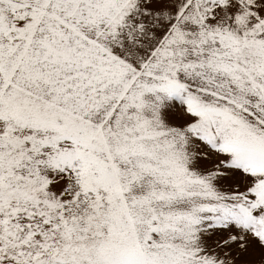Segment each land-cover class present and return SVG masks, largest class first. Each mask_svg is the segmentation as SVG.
I'll return each mask as SVG.
<instances>
[{
    "label": "snow or ice",
    "instance_id": "snow-or-ice-1",
    "mask_svg": "<svg viewBox=\"0 0 264 264\" xmlns=\"http://www.w3.org/2000/svg\"><path fill=\"white\" fill-rule=\"evenodd\" d=\"M0 264H264V0H0Z\"/></svg>",
    "mask_w": 264,
    "mask_h": 264
}]
</instances>
